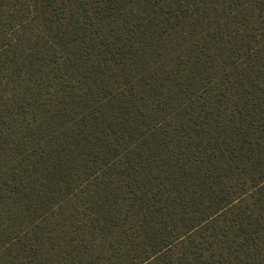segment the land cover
Wrapping results in <instances>:
<instances>
[{
	"label": "trees",
	"instance_id": "trees-1",
	"mask_svg": "<svg viewBox=\"0 0 264 264\" xmlns=\"http://www.w3.org/2000/svg\"><path fill=\"white\" fill-rule=\"evenodd\" d=\"M0 264H264V0H0Z\"/></svg>",
	"mask_w": 264,
	"mask_h": 264
}]
</instances>
